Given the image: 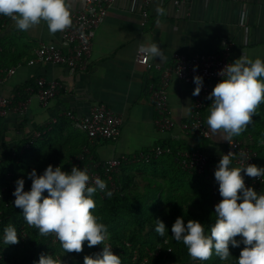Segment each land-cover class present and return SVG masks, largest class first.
<instances>
[{
  "label": "crops",
  "instance_id": "0c3cea01",
  "mask_svg": "<svg viewBox=\"0 0 264 264\" xmlns=\"http://www.w3.org/2000/svg\"><path fill=\"white\" fill-rule=\"evenodd\" d=\"M67 2L72 17L83 9L85 0ZM2 18L0 69L14 67L16 70L7 80L0 77V95L9 96L22 90L21 99H25L28 96L24 89L34 86L39 79L61 83L64 88L45 107L32 98L22 116L9 111L6 118L0 119V157L5 152L15 155L20 151L19 156L24 154V167L28 169H40L48 160L57 161L61 168L67 167L87 137L74 129L65 113L85 115L95 104H104L122 118V127L117 140L90 146L94 160L129 156L159 145L200 151L215 162L206 177L212 201L222 199L214 170L224 147L236 139L233 137L226 142L222 130L216 134L210 132L206 120L211 106L204 112L210 139L184 130L192 108L193 90L177 79H172L167 89L169 109L176 127L170 133L160 134L154 123L156 113L148 87L157 83L160 76L154 65L169 67L174 58L182 54H216L222 39L233 44L232 62L240 57L264 61V0H192L181 5L173 0H151L146 18L142 15L141 0H116L96 31L87 71L74 75L60 65H28L39 44H58L64 30L52 34L47 24L41 21L26 31H20L11 18ZM153 43L160 47L162 58H150L149 66L138 63L136 54L141 45ZM50 125V132L44 133ZM39 132H42L41 136L32 148L23 153L27 141ZM168 157L164 155L153 160L156 162L153 167L148 164L127 165L120 169V173L134 177L136 193L143 194L148 180L159 183L163 181L161 174L167 176L173 170V163L167 162ZM183 173L182 176L187 177Z\"/></svg>",
  "mask_w": 264,
  "mask_h": 264
},
{
  "label": "clouds",
  "instance_id": "9594fccd",
  "mask_svg": "<svg viewBox=\"0 0 264 264\" xmlns=\"http://www.w3.org/2000/svg\"><path fill=\"white\" fill-rule=\"evenodd\" d=\"M0 16L11 18L18 30L26 31L41 21L47 24L50 33L63 31L72 24L67 0H0ZM139 51L146 58H162L157 44L141 45ZM196 71V68H193ZM226 72V78L222 73ZM207 99L211 107L206 123L212 134L223 131V141L239 136L249 124L255 110L264 102V61L240 57L227 64ZM193 96L200 94L203 78L193 77ZM264 143V140L261 141ZM233 153L222 155L214 170L218 193L222 198L214 205L215 222L206 233L204 226L194 220L186 224L183 217L176 218L171 226V238L182 242L193 260L207 261L213 252L221 260L231 256L229 246L240 251L236 264H264V194L246 187L244 176L264 177V167H230ZM244 173V176L241 173ZM31 180L29 191H24L25 180L15 181L13 205L22 211L25 222L38 229L40 235L55 234L65 253H80L86 241L89 248L104 244L108 228L99 223L92 211L96 207L93 196L105 192L107 185L100 178L89 186L86 170L73 166L64 172L60 166L48 165L41 175L33 169L27 174ZM47 193L45 196L44 193ZM110 197V191L105 192ZM155 232L163 237L167 228L155 220ZM240 237V239H236ZM6 245L19 243L14 226H7L2 237ZM36 264H57L51 255L41 254ZM83 264H122L110 245L94 256H85Z\"/></svg>",
  "mask_w": 264,
  "mask_h": 264
},
{
  "label": "built area",
  "instance_id": "2783aa9c",
  "mask_svg": "<svg viewBox=\"0 0 264 264\" xmlns=\"http://www.w3.org/2000/svg\"><path fill=\"white\" fill-rule=\"evenodd\" d=\"M175 4H188L192 0H173ZM116 0H85L84 7L81 11L75 12L71 19L72 24L64 29L61 40L58 44H39L33 51V59L28 61V65L35 63L60 65L68 69L70 75L86 72L89 67V59L92 52L93 41L97 29L103 24L108 10L111 9ZM151 0H141L142 15L148 16V8ZM4 26V18L0 16V27ZM233 44L222 39L220 50L216 54L204 55H177L171 66L162 68L154 65V68L160 72L157 83H152L148 87L149 99L156 113L155 126L160 134H167L173 131L176 123L172 118L168 104L167 89L172 79H177L181 83L189 85L194 90V76L203 78L201 92L193 96L192 108L189 115L188 123L183 127L187 133H193L203 139H210L211 134L204 121V112L211 106V100L206 97L212 92L216 83L220 82L219 73L227 64L232 63L230 54ZM138 63L149 66L150 58H146L139 50L136 54ZM196 71H193V68ZM16 68L0 69V77L5 80L12 77ZM222 78H226V72L222 73ZM1 81V80H0ZM64 88L61 83L50 81L46 82L39 79L34 86L24 89V94L28 97L22 98V90L9 96L0 95V119L6 118L8 112L22 116L32 98L37 99L38 103L45 107L52 99L57 96ZM65 116L71 121L74 129L82 132L87 137L88 145L81 148V151L74 155L68 165L67 171L70 172L73 166L79 170L85 171L90 177L89 186H95L94 180L100 178L105 181L106 191L111 193L119 190L113 180V175L117 174L123 165L131 164H149L151 161L159 159L164 155H174L175 161L183 171L187 173L203 174L209 169V156L200 151L178 150L175 154L169 146H155L148 151L139 152L133 155H122L116 158H110L104 161H96L91 155L90 146L95 143L113 142L120 135L122 127V118L104 104H95L85 115H75L68 111ZM55 124V121H53ZM52 129L50 125L45 132ZM44 132V133H45ZM41 133H35L33 138L23 147L22 152L30 150ZM229 152L234 156L231 158V164L234 167H247L256 165L255 153L245 144L238 140H231L224 147L222 155ZM257 166V165H256ZM244 176V173H241ZM12 177L11 173L7 174V180ZM246 187H251L258 194H264V177L249 178L244 176ZM15 190L14 184L9 183L1 190L0 199L3 193H9L10 197L15 198L12 192ZM98 193H103L97 191ZM220 200L215 201L214 205ZM214 208V206H213ZM153 253L150 252V255ZM142 264V263H141Z\"/></svg>",
  "mask_w": 264,
  "mask_h": 264
},
{
  "label": "trees",
  "instance_id": "16d2710c",
  "mask_svg": "<svg viewBox=\"0 0 264 264\" xmlns=\"http://www.w3.org/2000/svg\"><path fill=\"white\" fill-rule=\"evenodd\" d=\"M234 138L240 140L255 153L257 166L264 167V143L261 142L264 140V102H261L255 110L252 123ZM46 144H50V142ZM85 145H88L87 141L83 146ZM170 147H172L174 154L180 150L178 147ZM19 153L20 151H17L14 155L11 152H5L4 156L1 155L0 157V194L2 188L8 186L9 183L14 184L15 188V181L19 179L17 177L18 171L21 173L20 179L25 180L24 191H29L31 180L27 179L28 173L35 169L39 176L47 165H52L54 168L58 166L57 161L48 160V163L45 166L42 165L40 169L32 167L24 170L26 164L24 154L19 156ZM169 156L170 159L167 162L173 163V170L167 176L161 174L163 181L159 183L148 180V187L143 194L136 193L133 186L134 177L121 175L120 170L113 175V180L119 188L117 192L112 193L110 197L106 196L105 192L95 193L93 199L96 207L91 211L96 216L97 221L105 224L108 228L107 245H110L114 255L120 257L122 264H194L195 262L199 264H236V259L244 247L242 244L238 248L229 246L231 256L228 260H221L213 252L209 260L202 262L193 260L188 255L187 248L183 243H178L171 238V226L178 217H183L185 224L189 220L201 223L206 233L210 232V227L214 224L216 217L213 208L214 201L211 198V188L209 182L206 181L209 169L203 174H190L180 169L174 155ZM155 163V161H151L148 166L153 167ZM213 164H215L214 160L210 159L209 168ZM125 166L127 165H123L121 170ZM230 167L234 166L230 164ZM61 170L67 171V168L62 167ZM182 172L187 174V177L182 176ZM9 173L12 177L7 180ZM171 174L173 175L171 176ZM161 189L165 190L161 191ZM44 195L46 196L47 193L45 192ZM11 199L9 193H3L0 199V264H5L10 256L16 253V245L18 246L22 241L21 233H25L26 246L33 249L29 258L30 264H36L41 254L51 255L53 259L55 256L66 260L79 258L76 263L70 264H83L85 256H94L102 251V247L106 244L105 241L104 244L89 248L85 241L80 253H65L55 234L40 235L38 229L25 222L22 211L13 205L15 198L12 201ZM165 205H167L168 214L166 217L163 215ZM192 206L198 212L191 210L190 207ZM157 219L163 222L168 230L163 237L155 232V220ZM9 225L15 227L19 243L7 245L8 248L2 252L1 249L6 248L2 240L4 229ZM236 239L239 240L240 237H236ZM169 248L171 251L167 252ZM39 249L42 250L38 251ZM150 252L153 254L150 255Z\"/></svg>",
  "mask_w": 264,
  "mask_h": 264
},
{
  "label": "rangeland",
  "instance_id": "374dc122",
  "mask_svg": "<svg viewBox=\"0 0 264 264\" xmlns=\"http://www.w3.org/2000/svg\"><path fill=\"white\" fill-rule=\"evenodd\" d=\"M219 161V160H218ZM217 165V164H216ZM24 170H28V167H25ZM25 176V175H24ZM19 179L21 177V173L18 171V176ZM139 194V193H138ZM181 202V200H179ZM166 207V210H165ZM165 207L163 208V215L166 217L167 214V205H165ZM182 209H184L182 207ZM191 210L198 212L196 208H194L193 206L190 207ZM23 242H22V241ZM21 245L18 244V246L16 245V253L13 256H10V259L5 263V264H30L29 263V258H30V254L31 251H33V249L30 247L26 246L27 241L25 240V233H21ZM106 244H108V241H106ZM6 248H2L1 251L3 252L4 250H6L8 248V246L5 244ZM42 249H39L38 251H41ZM171 248L167 249V252H170ZM1 256V255H0ZM54 259L57 261V264H66V262L68 261L67 264L70 263H76V261H78L79 258H72L70 260H66L65 258L63 259L62 257L59 256H55ZM194 264H199L198 262H195ZM200 264H204V263H200Z\"/></svg>",
  "mask_w": 264,
  "mask_h": 264
}]
</instances>
